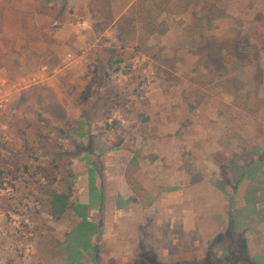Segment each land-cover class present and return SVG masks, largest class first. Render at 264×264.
<instances>
[{"label": "rangeland", "instance_id": "obj_1", "mask_svg": "<svg viewBox=\"0 0 264 264\" xmlns=\"http://www.w3.org/2000/svg\"><path fill=\"white\" fill-rule=\"evenodd\" d=\"M109 9L0 0V264H264V0Z\"/></svg>", "mask_w": 264, "mask_h": 264}, {"label": "trees", "instance_id": "obj_2", "mask_svg": "<svg viewBox=\"0 0 264 264\" xmlns=\"http://www.w3.org/2000/svg\"><path fill=\"white\" fill-rule=\"evenodd\" d=\"M109 2L110 0H92V9L96 11L98 14H106L109 18H111L110 15V9H109ZM118 62V61H117ZM92 196L94 194L91 193ZM71 207L69 203V195L67 193H52L51 199L49 200V208H50V215L54 219L61 218L66 211ZM80 211H83V207H78ZM86 215L81 214L82 219H86ZM71 242L73 245H84L88 242V240L91 238V235L89 234H81L80 229L73 230L71 235ZM241 249V250H240ZM240 253L243 252L242 248L239 247ZM213 257V256H212ZM141 262H149L150 264H157L156 257L153 255L152 251L148 248H143V252L141 253L139 259L135 261L133 264H140ZM254 262H250V264H253ZM196 264V263H194ZM210 264V263H209ZM211 264H232L231 262L226 263H220L217 260L213 259Z\"/></svg>", "mask_w": 264, "mask_h": 264}, {"label": "built area", "instance_id": "obj_3", "mask_svg": "<svg viewBox=\"0 0 264 264\" xmlns=\"http://www.w3.org/2000/svg\"><path fill=\"white\" fill-rule=\"evenodd\" d=\"M7 102L6 93L0 89V112L5 109V103Z\"/></svg>", "mask_w": 264, "mask_h": 264}]
</instances>
